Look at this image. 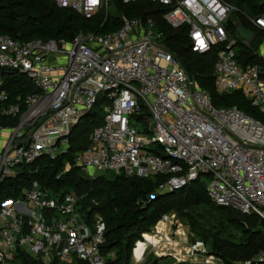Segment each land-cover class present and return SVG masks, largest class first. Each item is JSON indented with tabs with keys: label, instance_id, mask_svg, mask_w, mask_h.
Segmentation results:
<instances>
[{
	"label": "built area",
	"instance_id": "obj_1",
	"mask_svg": "<svg viewBox=\"0 0 264 264\" xmlns=\"http://www.w3.org/2000/svg\"><path fill=\"white\" fill-rule=\"evenodd\" d=\"M49 1L90 20L104 10L108 16L114 0ZM120 1L163 6L171 28L188 27L195 53L222 47L215 63L218 93L241 92L264 114L261 69L237 62L236 40L227 30L237 11L231 3ZM250 20L264 31V15ZM182 63L153 19L143 23L123 15L116 32L80 33L72 41L0 36V115L18 120L0 149V182L43 157L56 160L67 154L81 120L104 100L103 123L64 173L78 168L88 179H95L97 171L139 178L163 175V193L208 179L207 193L215 205L264 220V122L236 106L217 108L212 94L190 80ZM1 73L25 75L37 92L14 102ZM77 205L75 194L61 201L36 182L24 198L6 200L0 208V264H11L18 249L43 264H107L101 253L103 218L96 216L91 227L80 218ZM172 219L166 214L160 222ZM192 249L206 253L202 243ZM247 263L264 264V252Z\"/></svg>",
	"mask_w": 264,
	"mask_h": 264
},
{
	"label": "trees",
	"instance_id": "obj_2",
	"mask_svg": "<svg viewBox=\"0 0 264 264\" xmlns=\"http://www.w3.org/2000/svg\"><path fill=\"white\" fill-rule=\"evenodd\" d=\"M237 11V16L245 26L255 31L254 40L246 44L236 33V26L229 19L227 30L232 39L236 40V60L243 67L257 65L264 77V59L259 54L264 42V31L251 24V18L264 15V0H227ZM114 10L108 16L105 10L88 20L68 8H59L49 0H0V36H8L15 40L28 41L42 39H66L72 41L78 34L104 36L116 32L122 21V16L148 19L156 22V31L163 33V41L167 48L181 58L195 82L212 94L217 108L238 107L247 116L264 122V114L254 107L241 92L219 94L215 87V63L217 53L222 47L215 48L207 54L192 51L188 27L171 28L165 21L167 12L163 6L149 1H139L123 5L120 0H114ZM231 15V16H232ZM231 18V17H230ZM5 79L6 88L11 99L17 102L18 97L36 93L33 83L23 74L1 73ZM104 100H100L95 109L85 116L71 138V147L67 154L52 160L43 157L31 166H23L17 170V175L0 182V208L6 200L24 198L23 190H29L36 182L42 190L58 200L68 194L82 195L77 209L83 205L82 217L93 227L94 218L101 216L106 224L101 253L107 259V264H131L134 249L140 246L143 239L147 240L151 231L157 227L162 217L177 209L183 203L189 207L214 205L224 218L241 230L240 241H231L230 246H219L212 242V249L224 257L225 250L234 261L250 262L261 252H264V220L256 215H244L241 212L223 206L215 205L209 198L206 185L198 180L189 186L173 193L157 194L167 182V177L154 175L149 178L129 177L125 174L110 173V179L83 177L78 168L65 172L66 164L72 161L73 155L89 147L90 135L103 123L100 117ZM2 104L0 103V108ZM18 120L0 115V124L14 128ZM109 173V172H108ZM83 202V203H82ZM86 207H90L85 211ZM193 227L194 221H190ZM224 244V243H223ZM228 260V259H226ZM229 261V260H228ZM233 262V261H230ZM11 264H43V262L25 250L18 249ZM232 264V263H230ZM255 264V263H253Z\"/></svg>",
	"mask_w": 264,
	"mask_h": 264
},
{
	"label": "rangeland",
	"instance_id": "obj_3",
	"mask_svg": "<svg viewBox=\"0 0 264 264\" xmlns=\"http://www.w3.org/2000/svg\"><path fill=\"white\" fill-rule=\"evenodd\" d=\"M113 10L114 4L111 3V12ZM234 49L237 50L235 47ZM262 51L264 50L262 49ZM262 54L264 55V53ZM104 116V112L101 111L100 117ZM9 128L11 127L0 124V149L5 141V136L7 133L9 134ZM95 176L96 178H112L110 173L102 171L95 172ZM202 180L207 186L209 180ZM26 192L27 190L24 189L23 193ZM157 194H163V192L159 190ZM76 197L80 202L82 195L76 194ZM89 209L90 207H86L85 211ZM83 213L85 212L81 204L79 206L80 218H83ZM169 214L173 217L172 220L167 223H158L157 227L148 235V239L141 241L143 243L140 246H136L131 264H138L144 257H146V260L141 261L140 264H248L244 261H234L229 256L230 254H227L226 251L230 246V242L240 241L242 237L241 230L227 221L214 205L189 207L183 203L177 205V209ZM56 216L59 215L56 214ZM190 221H194L196 226L193 227ZM213 241L219 246H225L226 251L224 249L220 251L223 254L225 253L224 257L218 255L216 250L212 249ZM198 243L203 244L206 253L199 251L193 253L192 247ZM146 246L150 247L146 252V256L143 257Z\"/></svg>",
	"mask_w": 264,
	"mask_h": 264
},
{
	"label": "water",
	"instance_id": "obj_4",
	"mask_svg": "<svg viewBox=\"0 0 264 264\" xmlns=\"http://www.w3.org/2000/svg\"><path fill=\"white\" fill-rule=\"evenodd\" d=\"M236 32L239 35V37L246 42H251L256 36V33L250 30L249 28H247L240 19H237ZM182 64L185 70L187 71L190 80L192 81V75L190 74L188 68L186 67L184 63Z\"/></svg>",
	"mask_w": 264,
	"mask_h": 264
},
{
	"label": "crops",
	"instance_id": "obj_5",
	"mask_svg": "<svg viewBox=\"0 0 264 264\" xmlns=\"http://www.w3.org/2000/svg\"><path fill=\"white\" fill-rule=\"evenodd\" d=\"M231 20H232V22L234 23V25L236 26L237 25V16L235 17V15H232L231 16V18H230ZM251 24L253 25V23L251 22ZM254 26V25H253ZM247 27V26H246ZM256 27V26H255ZM247 28H249V27H247ZM250 29V28H249ZM250 30H252V29H250ZM253 31V30H252ZM255 32V31H254ZM237 33V32H236ZM239 36V35H238ZM255 38V37H254ZM242 40V39H241ZM254 40V39H253ZM252 40V41H253ZM244 41V40H243ZM251 41V42H252ZM246 44H249V43H251V42H246V41H244ZM260 49L261 50H259V54L261 55L262 53H264V51H262V49L264 50V42L262 43V45H261V47H260ZM262 57H263V59H264V55L262 54L261 55ZM9 136V134L7 133V135L5 136V139L7 138ZM4 143H5V141L3 142V144H2V147H3V145H4ZM143 240H145V239H143ZM139 243V242H138ZM137 243V244H138ZM137 244H136V246H137ZM150 246H146L145 247V252L143 253V257L144 256H146V252H147V250H148V248H149ZM135 250H136V248L134 249V254H135ZM76 263L77 264H81V263H78L77 261H76Z\"/></svg>",
	"mask_w": 264,
	"mask_h": 264
},
{
	"label": "bare ground",
	"instance_id": "obj_6",
	"mask_svg": "<svg viewBox=\"0 0 264 264\" xmlns=\"http://www.w3.org/2000/svg\"><path fill=\"white\" fill-rule=\"evenodd\" d=\"M141 261H142V259H141ZM141 261H140V262H138V264H140V263H141Z\"/></svg>",
	"mask_w": 264,
	"mask_h": 264
}]
</instances>
